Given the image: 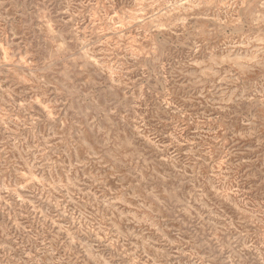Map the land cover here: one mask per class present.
<instances>
[{"label": "rangeland", "instance_id": "374dc122", "mask_svg": "<svg viewBox=\"0 0 264 264\" xmlns=\"http://www.w3.org/2000/svg\"><path fill=\"white\" fill-rule=\"evenodd\" d=\"M0 264H264V0H0Z\"/></svg>", "mask_w": 264, "mask_h": 264}]
</instances>
